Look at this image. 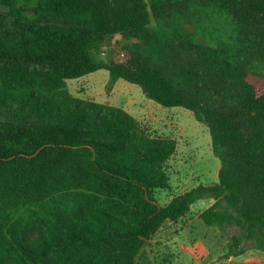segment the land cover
<instances>
[{
  "label": "trees",
  "instance_id": "16d2710c",
  "mask_svg": "<svg viewBox=\"0 0 264 264\" xmlns=\"http://www.w3.org/2000/svg\"><path fill=\"white\" fill-rule=\"evenodd\" d=\"M0 264H138L196 202L234 227L224 259L264 252V0H0ZM186 25L194 28L192 32ZM121 62L92 52L114 36ZM204 38L203 43L198 37ZM98 70L192 112L217 182L160 207L176 142L122 108L72 96Z\"/></svg>",
  "mask_w": 264,
  "mask_h": 264
},
{
  "label": "rangeland",
  "instance_id": "374dc122",
  "mask_svg": "<svg viewBox=\"0 0 264 264\" xmlns=\"http://www.w3.org/2000/svg\"><path fill=\"white\" fill-rule=\"evenodd\" d=\"M185 29L194 30L190 25ZM198 42L203 43L204 38L199 36ZM122 44L121 37L114 36L95 48L92 56L104 64L121 62ZM108 81V72L98 70L79 79L67 80L66 88L76 98L122 108L148 134L176 142L175 153L166 163L169 187L155 193L158 206L166 205L172 197L198 185L217 182L220 162L212 153L208 129L195 120L191 111L161 107L147 99L139 86L121 79L107 90ZM212 202L206 197L178 222L164 223L146 242L138 264H264V252L253 249L250 242L245 244V253L235 262L224 259L226 245L238 230L234 227L208 228L201 222L200 212Z\"/></svg>",
  "mask_w": 264,
  "mask_h": 264
},
{
  "label": "crops",
  "instance_id": "0c3cea01",
  "mask_svg": "<svg viewBox=\"0 0 264 264\" xmlns=\"http://www.w3.org/2000/svg\"><path fill=\"white\" fill-rule=\"evenodd\" d=\"M0 9H3V8H0ZM200 201H201V200H200ZM197 203H199V201L196 202L195 204H193V205L190 207V212L192 211L193 206L196 205ZM212 203H213V202H212ZM212 203H211V204H212ZM211 204H210V205H211ZM210 205H209V206H210ZM209 206H208V207H209ZM201 212H202V211H201ZM201 212H200V213H201ZM237 259H238V256H237V257H230V258L227 259V260H228V262H231V263H232V262H235ZM217 264H219V263H217Z\"/></svg>",
  "mask_w": 264,
  "mask_h": 264
},
{
  "label": "built area",
  "instance_id": "2783aa9c",
  "mask_svg": "<svg viewBox=\"0 0 264 264\" xmlns=\"http://www.w3.org/2000/svg\"><path fill=\"white\" fill-rule=\"evenodd\" d=\"M121 57L123 58V54L121 53Z\"/></svg>",
  "mask_w": 264,
  "mask_h": 264
}]
</instances>
